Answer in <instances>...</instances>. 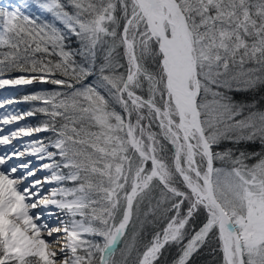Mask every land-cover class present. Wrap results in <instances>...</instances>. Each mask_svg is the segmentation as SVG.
<instances>
[{
	"label": "snow or ice",
	"instance_id": "6c2138e0",
	"mask_svg": "<svg viewBox=\"0 0 264 264\" xmlns=\"http://www.w3.org/2000/svg\"><path fill=\"white\" fill-rule=\"evenodd\" d=\"M34 83L0 99L43 117L0 146L51 133L0 152V264H264V97L235 99L264 89V0H13L0 89Z\"/></svg>",
	"mask_w": 264,
	"mask_h": 264
},
{
	"label": "rangeland",
	"instance_id": "374dc122",
	"mask_svg": "<svg viewBox=\"0 0 264 264\" xmlns=\"http://www.w3.org/2000/svg\"><path fill=\"white\" fill-rule=\"evenodd\" d=\"M11 3H13V0H0V6H4L7 7L9 6ZM36 84V83H34ZM32 84V85H34ZM32 85H26V86H18L17 88H6V89H0V99H4L6 97H11V98H15L17 100H21L20 98H18L20 93H24L26 91V89ZM40 91V90H38ZM27 103V102H26ZM26 103L21 102L12 106H8L9 110H11L12 108H14L16 111L18 112H26L28 111L27 109H25L26 107ZM3 109H0V112H3ZM42 119H40L39 117H26L24 120L19 121L17 124H13V125H0V128L4 129V132L2 134H8L10 131L15 130L18 126H23L25 124L28 125H32V126H36L37 124H39L37 121H41ZM51 135V133H38L35 134L33 137H20V138H16L12 141V145H6V146H0V152H2L5 148H11L13 145L18 148L19 150L23 151L24 147L27 143H29L32 139L34 138H41V137H45V136H49ZM31 161V167L33 168H38L40 163V161H38L35 157L32 156H27L25 155L24 157L20 158V161L18 162H23V163H27ZM10 163H17V161H12ZM23 169H19L18 172L14 175L19 176L21 172H23ZM45 175V171H39L37 172V178H42ZM31 179V178H30ZM55 186V185H52ZM68 186H71L70 184ZM51 187V186H49ZM45 194H47V192H45ZM49 210L54 212V213H58V210L55 209V206H49ZM36 212H40V209H36L34 210ZM42 219H47V213L45 212L42 215ZM50 226H55L58 221L55 219V217H53L51 220L48 221ZM46 235V234H45ZM57 234H54V236L52 238H50L53 241V244L55 245V236Z\"/></svg>",
	"mask_w": 264,
	"mask_h": 264
},
{
	"label": "trees",
	"instance_id": "16d2710c",
	"mask_svg": "<svg viewBox=\"0 0 264 264\" xmlns=\"http://www.w3.org/2000/svg\"><path fill=\"white\" fill-rule=\"evenodd\" d=\"M4 7V6H0ZM13 76L18 75L17 73H13ZM58 86H54L51 84H39L36 83L26 89L24 93H20L18 98L22 100V97L24 95L32 94L38 90H53ZM264 97V89H261L258 92L255 93H250V94H237L235 99L237 100H261V98ZM26 103V102H24ZM25 109L30 110L33 107V104L31 102H27ZM260 107L264 108V100H262L261 104L259 105ZM40 119H43L42 116H37ZM40 123L39 121H37ZM241 149H246L247 151H256L260 152L261 150H264V146H262L259 142L255 144H248V145H240ZM255 161H249V163H254ZM202 219V217L200 218ZM199 223V220L197 221ZM213 248L216 249V251H213ZM175 255V250L173 249L172 254L168 255L167 253L165 256L167 257L168 260H171L172 257ZM194 264H221L222 261V253H220L218 245L216 244L215 241H213L210 245L206 244L202 249L197 253L194 254L193 257Z\"/></svg>",
	"mask_w": 264,
	"mask_h": 264
}]
</instances>
